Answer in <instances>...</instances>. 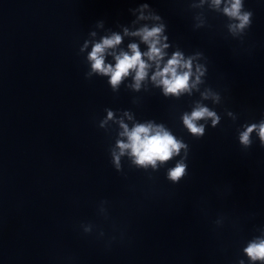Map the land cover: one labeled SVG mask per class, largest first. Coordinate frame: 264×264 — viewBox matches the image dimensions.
<instances>
[{
	"label": "water",
	"instance_id": "95a60500",
	"mask_svg": "<svg viewBox=\"0 0 264 264\" xmlns=\"http://www.w3.org/2000/svg\"><path fill=\"white\" fill-rule=\"evenodd\" d=\"M139 2L0 0V264H233L264 225V146L244 149L236 139L240 123L264 112V0H246L254 16L243 41L207 9L208 25L194 29L190 0H148L170 40L204 52L206 83L221 92L222 119L200 138L179 120L198 94L171 99L123 85L113 93L84 75L78 48L88 31L98 19L128 23ZM105 107L130 108L183 136L188 174L172 183L164 168L127 162L117 172L111 136L97 123Z\"/></svg>",
	"mask_w": 264,
	"mask_h": 264
},
{
	"label": "clouds",
	"instance_id": "9594fccd",
	"mask_svg": "<svg viewBox=\"0 0 264 264\" xmlns=\"http://www.w3.org/2000/svg\"><path fill=\"white\" fill-rule=\"evenodd\" d=\"M188 8L198 10L192 17L194 29L208 25L207 9L224 16L228 34L240 41L253 23L254 11L246 7V0H190ZM128 11L132 19L117 22L115 28L106 27L105 20L98 19L79 44L78 54L87 64L85 77L105 79L113 93L123 85L133 93L158 89L163 97L171 99L198 94L180 113L179 120L189 135L203 137L207 127H216L222 119L214 107L222 102L221 92L206 83L207 57L200 50L186 53L170 40L164 16L148 0ZM103 112L97 123L111 136L108 155L117 172L127 162L144 171L164 168L172 183L188 174L190 145L164 121L140 118L130 108L105 107ZM225 114L233 122L238 119V113L231 109H225ZM236 139L244 149L256 140L264 146V112L257 120L240 123ZM84 231L90 232L91 226H85ZM114 239L111 237L107 244L110 246ZM239 253L233 264H264V225L256 226L254 233L242 241Z\"/></svg>",
	"mask_w": 264,
	"mask_h": 264
}]
</instances>
